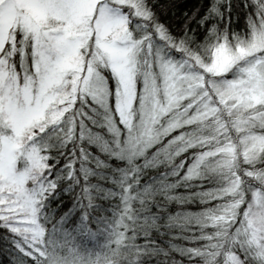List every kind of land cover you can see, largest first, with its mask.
I'll return each mask as SVG.
<instances>
[{
    "label": "clouds",
    "instance_id": "1",
    "mask_svg": "<svg viewBox=\"0 0 264 264\" xmlns=\"http://www.w3.org/2000/svg\"><path fill=\"white\" fill-rule=\"evenodd\" d=\"M155 3L108 0L112 27L100 39L122 54L115 70L89 36L78 69L45 85L35 61L28 71L26 37L19 48L0 43V137L18 146L13 172L23 174L19 186L0 179V204L11 209L8 221H33L17 235L35 246V264H237L236 249L264 264V223L247 205L241 212L237 175L256 179L243 165L264 162V119L204 88L200 69L213 53L165 39L169 23ZM205 17L204 37H218L237 63L264 57V0H210ZM9 102L30 117L18 132ZM61 193L69 210L103 220L94 235L65 236V213L52 204Z\"/></svg>",
    "mask_w": 264,
    "mask_h": 264
},
{
    "label": "snow or ice",
    "instance_id": "2",
    "mask_svg": "<svg viewBox=\"0 0 264 264\" xmlns=\"http://www.w3.org/2000/svg\"><path fill=\"white\" fill-rule=\"evenodd\" d=\"M108 0H0V43L4 44L5 49H10L12 44L20 47L22 38H27L28 47L25 49L28 71L31 72L34 61L38 73L42 74L45 85L58 82L68 67L77 70L80 63L82 45L91 36L96 39L98 45L103 49V54L108 55L113 61L114 70L121 58V52L114 44H109L100 37L112 27L108 15L112 9L108 8ZM210 8V5L208 6ZM18 9V10H17ZM154 10V9H153ZM35 11V15H33ZM89 12L91 15H89ZM156 14V12L154 11ZM157 15V14H156ZM161 20V19H160ZM210 18L198 15L189 20L188 15H184L181 26L172 30L168 25L169 32L165 39L183 37L180 43L187 46L192 52H200L204 46H208L211 55V63L205 64L200 69L204 74V88L214 89L217 95L231 96L239 99L244 106L251 105L248 112L253 116L264 119V57H256L247 62L241 60L240 55L232 52L220 44L219 38L204 37L198 39V29L193 24L205 30ZM93 21L95 26L93 27ZM162 21V20H161ZM161 35L164 33L161 31ZM11 41V43H9ZM221 50L227 51L229 60L222 65H215V54ZM99 54V53H98ZM4 55L0 52V57ZM180 56V52H175ZM7 57H5V60ZM191 61V57H188ZM15 69L20 72L25 66V61L21 59L20 53L16 52L12 58ZM232 77L229 79L228 77ZM215 99V97H214ZM16 110L15 105L9 102V112ZM27 114L26 112H22ZM28 115V114H27ZM249 172L255 171L256 179H253L245 172L237 171V175L243 183L240 190L243 192L244 205L250 208L249 215L257 217L264 223V162L258 163L255 169L251 165H243ZM10 184L19 186L23 183V174L14 175L8 179ZM245 183L247 187H245ZM211 203H216L212 201ZM160 201H156L159 206ZM151 215L155 208L145 210ZM69 210L61 218L60 223L64 225L67 217L71 214ZM11 214V209L7 204H0V264H35L37 253L34 247L20 240L17 232L32 223L26 218L17 217L15 220L8 221L7 217ZM103 220L93 218L86 213L80 215V221L75 229L65 232L68 236L71 232L82 235H94L92 225L102 224ZM241 224L239 216L236 218L235 228ZM246 224V222H245ZM238 255L237 264H250L245 259L247 251L236 249Z\"/></svg>",
    "mask_w": 264,
    "mask_h": 264
},
{
    "label": "trees",
    "instance_id": "3",
    "mask_svg": "<svg viewBox=\"0 0 264 264\" xmlns=\"http://www.w3.org/2000/svg\"><path fill=\"white\" fill-rule=\"evenodd\" d=\"M210 5V0H156V3L153 4V9L156 12L157 16L162 21H167L172 27V30L175 31L176 28L181 26L184 13L187 12L188 15L192 14V10L198 8V15H203L208 6ZM193 27L198 29V39H203V30L199 26L193 24ZM237 30L239 29V23L236 25ZM53 207L59 205L57 209L58 214H63L73 208L72 200L69 199L64 193H61L60 197L52 202ZM80 221V212L78 210H73L71 214L67 217V220L64 224V227L68 231H72L76 228ZM94 228L95 225H92ZM2 231V230H0ZM84 246L91 247L93 242L89 240L82 241ZM4 258H0L2 261Z\"/></svg>",
    "mask_w": 264,
    "mask_h": 264
},
{
    "label": "rangeland",
    "instance_id": "4",
    "mask_svg": "<svg viewBox=\"0 0 264 264\" xmlns=\"http://www.w3.org/2000/svg\"><path fill=\"white\" fill-rule=\"evenodd\" d=\"M18 10V9H17ZM33 11V15H35ZM89 15L91 13L89 12ZM110 28L108 29V31ZM243 54V52L241 53ZM229 54L225 50H221L215 54L214 64L219 66L226 63L229 60ZM71 68L68 67L67 71ZM30 117L22 112L12 110L10 111V124L14 132L21 130L28 122ZM17 145L10 143L6 138L0 137V179H10L14 176L13 169L16 163V157L14 155Z\"/></svg>",
    "mask_w": 264,
    "mask_h": 264
}]
</instances>
